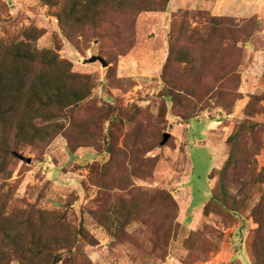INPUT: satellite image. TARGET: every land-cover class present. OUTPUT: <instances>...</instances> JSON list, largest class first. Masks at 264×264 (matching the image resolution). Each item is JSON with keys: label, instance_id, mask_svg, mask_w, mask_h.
<instances>
[{"label": "rangeland", "instance_id": "obj_1", "mask_svg": "<svg viewBox=\"0 0 264 264\" xmlns=\"http://www.w3.org/2000/svg\"><path fill=\"white\" fill-rule=\"evenodd\" d=\"M112 1L93 27L82 0H0L15 81L5 95L32 69L14 59L27 51H53L68 66L50 88L90 90L55 121L4 102L13 123L0 124L10 150L0 143V234L23 233L20 245L42 255L24 262L2 239L0 264H258L264 0H169L141 13L136 3L162 0ZM74 9L78 26L66 31ZM39 92L31 104L46 101ZM19 121L42 138L22 144Z\"/></svg>", "mask_w": 264, "mask_h": 264}, {"label": "trees", "instance_id": "obj_2", "mask_svg": "<svg viewBox=\"0 0 264 264\" xmlns=\"http://www.w3.org/2000/svg\"><path fill=\"white\" fill-rule=\"evenodd\" d=\"M106 1V0H105ZM104 0H82V3L89 7L93 5L92 7V20L89 23L88 26L98 27L103 22V16L106 14V3ZM113 3V1L111 0ZM169 2V0H162L159 3H143L141 4L136 3V5L133 7L137 11V13H141L143 11L150 12V11H158L159 9L165 8L166 4ZM114 6L120 7L122 4L119 0L114 1ZM154 4H156L154 6ZM113 7V6H112ZM132 9V8H131ZM75 13V9L72 10V13L68 15V20L65 21V27L64 29L67 31L69 28H77L78 23L72 22L73 15ZM217 19V18H215ZM225 21V20H223ZM83 21H80L81 23ZM86 22V21H85ZM10 49H7L3 47V45H0V124L3 127H11L13 122L7 121V115L8 113L3 112L2 108L6 104H9L10 107H12V110L15 109L14 102L18 99L19 105H23L27 111L30 113L38 114V117H43L45 119H48L49 121H55L56 119L63 117V113L65 110L74 108L78 106L81 102H83L85 99H87L90 96V90L87 86L84 85V87H80L79 89H76L72 86L70 88L66 87L65 89L61 88H50L45 81H49V79L54 75V72H56L58 69L62 71L61 68H65V70L69 71L68 66L66 67V64L59 61L58 55H55L53 57V51H44L41 53H34L32 51L25 52V55L23 53L17 52L14 56L15 61H20V59L26 60L31 63L30 66H32V69L27 71L24 74L19 75V81L20 84L18 86V92L14 91L13 96L7 97L5 93H7L5 90L10 88L12 85H14V78H8L7 75V69H4L5 65L4 62L8 61L10 59L8 56L10 55ZM23 52V51H22ZM47 57H51L49 61H46ZM27 62V63H28ZM39 67L40 70L50 68L51 70L45 73H40V75H36L33 77V73L36 71V68ZM66 80L69 79L68 76L62 75ZM72 79H83V77H80L79 75L70 74ZM5 89V90H4ZM39 91H43L45 97L47 98L46 101H43L40 98V95L37 96L36 99V105L31 104L29 100L30 95H35L36 93H39ZM51 94H50V93ZM20 99V100H19ZM35 106V107H32ZM20 109V108H19ZM18 109V110H19ZM17 110V112H18ZM9 112V111H8ZM16 112V113H17ZM37 117V116H36ZM24 121H28L30 125L33 124V121L35 119L34 116H29L27 118H23ZM17 133L19 140L23 143L22 144H30L37 142L39 139L42 138L43 132L36 129V130H28L25 123L23 121H19L17 124ZM56 125H51V127H55ZM58 126V125H57ZM29 127V126H28ZM27 128V129H26ZM58 134V130L53 131V137H55ZM50 137L52 135L46 134L44 138ZM52 137V138H53ZM43 138V140H44ZM50 139V138H48ZM47 139V140H48ZM165 140V138H164ZM2 141V135L0 136V143ZM5 145L3 147V150L5 154H9L10 150L7 145L6 137L3 139V143H1V146ZM232 161H229L227 164L224 174H227V171H229V167ZM264 184V182H262ZM214 200H217L216 198ZM31 212H23V215H30ZM43 214V213H42ZM254 216L256 218L257 224H258V230H257V240L254 244V255L256 256V259L258 260V264H264V195L262 196V201L260 204L255 208ZM11 230L5 229L0 234V257L1 254H3V241L2 239H6L9 244L15 248L16 254L23 256L24 262L32 261V256L42 255L40 252H37L35 248H26L21 244V240L23 239V233L15 232L13 235H10ZM81 234V233H80ZM5 250V249H4ZM61 260L60 255H56V261L55 263H58Z\"/></svg>", "mask_w": 264, "mask_h": 264}, {"label": "water", "instance_id": "obj_3", "mask_svg": "<svg viewBox=\"0 0 264 264\" xmlns=\"http://www.w3.org/2000/svg\"><path fill=\"white\" fill-rule=\"evenodd\" d=\"M100 62V63H102V65L104 66V67H108V63L103 59V58H101V57H93L92 59H90L88 62L89 63H95V62ZM169 140V135H167L166 137H165V140H164V144L165 143H167V141ZM29 163H31V160H29Z\"/></svg>", "mask_w": 264, "mask_h": 264}]
</instances>
